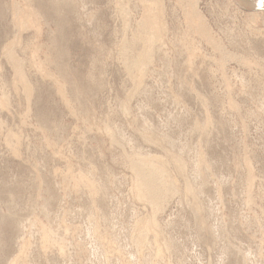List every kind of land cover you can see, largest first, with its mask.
I'll return each instance as SVG.
<instances>
[{
    "label": "rangeland",
    "instance_id": "obj_1",
    "mask_svg": "<svg viewBox=\"0 0 264 264\" xmlns=\"http://www.w3.org/2000/svg\"><path fill=\"white\" fill-rule=\"evenodd\" d=\"M141 1L0 0V264H264V15L199 0L206 39L162 0L132 75ZM141 157L175 189L159 208Z\"/></svg>",
    "mask_w": 264,
    "mask_h": 264
},
{
    "label": "bare ground",
    "instance_id": "obj_2",
    "mask_svg": "<svg viewBox=\"0 0 264 264\" xmlns=\"http://www.w3.org/2000/svg\"><path fill=\"white\" fill-rule=\"evenodd\" d=\"M141 1V0H140ZM180 2H181V4H182V6L184 7V11H185V19H186V22H187V24H188V26H190V27H194V28H196L198 31H199V33L201 34V35H206L210 30H208V28H207V23H206V20L204 19V17L203 16H201V14L198 12V3H199V0H179ZM235 2H236V6H237V8L239 7V9L241 10V11H243L244 10V8H247V10H248V12L249 13H247L248 15H249V17L250 18H252V19H258V18H260L262 15H264V7H261V8H257V7H254V6H256V5H262V0H234ZM141 3H143V11H144V13H143V17H141V21H140V23H139V29L140 30H143V32H142V34L143 35H141V37H140V35L138 36V38L140 37V38H142V40H143V44H144V51H143V54L140 56V58L137 60V61H131V63H133V64H131V63H129V65L127 64V68H128V70L130 71V73L132 74L133 72V69H134V67H136V66H141L140 68H141V71L143 72L144 71V66L145 65H147L146 63H147V61L150 59V56L151 55H153V53H154V50H155V46L159 43V42H161L162 41V35H163V31H166V30H164V29H166V24L165 23H163V21L160 23V22H158V18H157V16L155 15V13L158 11H160V13H161V15H163L162 14V12H163V6H162V0H142L141 1ZM229 3H231V2H229ZM233 4V3H232ZM240 4H242L243 6H244V8L243 7H240L239 5ZM156 5H159L160 6V8L159 9H154V7H156ZM229 7V6H228ZM231 7V6H230ZM28 10V8H25V10ZM182 10H183V8H181ZM29 10H32V9H29ZM33 11V10H32ZM156 11V12H155ZM236 11H238V9L236 10ZM246 11V10H245ZM27 12V11H26ZM15 13V12H14ZM21 13V12H20ZM27 13H29V12H27ZM32 13V12H31ZM159 14V13H158ZM245 14V13H244ZM21 15H23V13L21 14ZM31 17H32V15L31 14H29ZM239 15V14H238ZM25 17H26V15H25ZM27 18V17H26ZM20 19H22V18H20ZM23 21V20H22ZM161 21V20H160ZM21 21H19V23H20ZM27 22V21H26ZM30 23V22H29ZM28 23V24H29ZM160 23V24H159ZM21 24V23H20ZM28 24H27V26H28ZM29 25H31V24H29ZM32 26V25H31ZM187 26V25H186ZM187 26V27H188ZM21 29H23V27L22 26H19ZM189 27V28H190ZM210 27V26H209ZM20 29V31H23V30H21ZM198 33V34H199ZM210 33V32H209ZM19 34H20V32H19ZM200 35V36H201ZM20 36V35H19ZM210 36V35H209ZM20 38V37H19ZM139 38V39H140ZM164 39V38H163ZM206 39H207V35H206ZM205 39V40H206ZM126 40V39H125ZM136 40V39H135ZM213 40V39H212ZM164 41V40H163ZM214 41V40H213ZM142 42V41H141ZM160 44V43H159ZM214 44V43H213ZM12 42L6 47V48H4V50H3V52H4V54L6 53V54H8V53H10L11 52V49L13 50V48H12ZM125 45V44H124ZM128 47H130V46H128ZM217 47V46H216ZM223 50V49H222ZM124 52H127V51H124ZM130 52V51H129ZM125 54V53H124ZM156 54V53H155ZM224 54V53H223ZM35 55H36V53H35ZM35 55H33V58L34 59H36V56ZM229 55V54H228ZM231 55V54H230ZM236 55V54H235ZM233 57H235V56H233ZM153 59V58H152ZM38 60V59H37ZM151 60V59H150ZM224 60V59H223ZM34 61V60H33ZM10 62H12V65L14 66V68H15V76L17 77H19L20 79V81L21 82H23V83H25V85L24 86H28L29 85V83H28V81H27V79H26V75H25V73H24V71H23V65H22V61L18 58V57H16V56H13L12 57V59H10ZM130 62V61H129ZM34 64H37V66L38 65H40L39 64V62H34ZM136 65V66H135ZM225 65V64H224ZM36 67V66H35ZM39 67V66H38ZM137 68V67H136ZM135 68V69H136ZM139 68V67H138ZM139 72H140V70H139ZM133 75V74H132ZM15 77V78H16ZM17 77V78H18ZM142 78V77H141ZM138 79V83H139V79L140 78H137ZM14 81H17V80H14ZM141 81V80H140ZM137 85V84H136ZM142 85V84H141ZM139 86H140V84H139ZM0 87H1V85H0ZM230 87V86H229ZM30 89H29V92H31V90H32V88L31 87H29ZM137 89V88H136ZM2 90V89H1ZM28 90V89H27ZM26 90V92L25 93H27L29 96H30V94L31 93H29L28 91ZM3 91V90H2ZM3 93H5L4 91H3ZM2 92H1V96H0V106H3V100H4V105H5V99H6V96L5 97H3L2 96V94H3ZM26 94V95H27ZM232 98V97H231ZM28 99H29V97H28ZM231 100V99H230ZM8 101H10V100H8ZM7 101V102H8ZM9 103V102H8ZM2 104V105H1ZM7 104V103H6ZM7 105H9L10 106V104H7ZM7 105H5V106H3V108H5ZM235 106V105H234ZM0 108H2V107H0ZM7 108V107H6ZM234 108V107H233ZM3 110V109H2ZM152 138V137H151ZM157 140V139H156ZM161 145V144H160ZM170 150V149H169ZM150 156V155H149ZM169 157V156H168ZM150 157H146V158H140V159H137L138 161L137 162H133V167L134 168H132V169H134L133 171H135L136 172V175L135 176H137V192L135 191V193H138V199L139 198H142V200H143V196H144V198H145V196L147 195H149L150 197L149 198H151V202H150V206L152 205L153 207L152 208H154V206L157 204V203H161V202H163V201H165L166 199H167V196L169 195L170 196V192L171 191H174L175 189L172 187V190L169 192V191H167L166 189H168V187L166 188V182H165V178H166V170L164 169V168H162L161 166H160V164H157L156 165V163H158V162H155V158H153L154 160H152V159H149ZM157 159V158H156ZM159 159H161V158H159ZM159 159H157V161L159 160ZM164 159V158H163ZM162 159V160H163ZM135 160V159H134ZM133 160V161H134ZM170 160V159H169ZM160 161V160H159ZM161 162V161H160ZM166 162H167V160H166ZM166 162H165V164H166ZM176 162H177V165H181V162L182 161H180V159L178 158V160H176ZM185 162V161H184ZM250 163V162H249ZM163 164V163H162ZM164 164V165H165ZM167 164H169L168 162H167ZM170 165V164H169ZM168 166V165H167ZM166 166V167H167ZM165 167V166H164ZM252 167V166H251ZM249 170V169H248ZM176 171V170H175ZM134 172V173H135ZM252 173V172H251ZM81 174V173H80ZM201 174V173H200ZM82 175V174H81ZM83 176V175H82ZM81 176V177H82ZM168 177H169V175H167ZM85 180V178H83L82 177V180ZM169 179V178H168ZM171 180H172V178H170ZM86 181V180H85ZM173 181V180H172ZM171 181V182H172ZM253 182V181H252ZM87 183H89L88 181H87ZM91 183V182H90ZM174 183V182H173ZM164 184H165V187L163 188V186H164ZM169 184V183H168ZM88 185V184H87ZM90 186H91V184H90ZM167 186H169V185H167ZM93 187V186H92ZM177 187V186H176ZM175 187V188H176ZM189 187H191V186H189ZM95 188V187H94ZM136 188V187H135ZM249 188H251V187H249ZM248 188V189H249ZM253 188H254V186H253ZM174 189V190H173ZM190 189V188H189ZM188 189V190H189ZM94 190V189H93ZM166 190V191H165ZM191 190V189H190ZM194 191V190H193ZM192 191V192H193ZM177 192V191H176ZM93 193V192H92ZM172 193V192H171ZM97 194V193H96ZM174 194H175V191H174ZM250 194V193H249ZM95 195V194H94ZM136 195V194H135ZM194 195H196V194H194ZM96 196V195H95ZM13 199V198H12ZM144 200H146V198L144 199ZM143 200V201H144ZM149 201V200H148ZM149 203V202H148ZM169 203V202H168ZM198 205V204H197ZM157 206V205H156ZM159 206V205H158ZM157 206V207H158ZM159 208V207H158ZM158 208H156V209H158ZM163 209V208H162ZM15 210V209H14ZM153 210V209H152ZM155 210V209H154ZM11 215V214H10ZM12 217V216H11ZM149 218H151V217H149ZM144 219V218H143ZM23 220V219H22ZM145 221V220H144ZM149 221V220H148ZM18 222H20V221H18ZM22 223V222H21ZM148 223V222H147ZM138 224H140V223H138ZM157 220H156V216H155V213H154V215L152 216V218H151V220H150V224L149 225H146V223H145V226H152V227H150V228H155V226H156V228H157ZM19 225V224H18ZM24 225H23V223H22V225H20V227H23ZM149 227H147V229L149 228ZM136 228V227H135ZM146 228V227H145ZM144 228V229H145ZM156 228H155V230H156ZM22 230H23V228H22ZM140 230V229H139ZM153 230V229H152ZM67 231V230H66ZM154 231V230H153ZM155 232V231H154ZM156 233V232H155ZM156 235V234H155ZM158 235V234H157ZM157 235L155 236V243H157V238H159V237H157ZM95 237V236H94ZM48 238V237H47ZM98 239V238H97ZM161 239V238H160ZM101 241V240H100ZM146 241V240H145ZM158 241H160V240H158ZM98 242V241H97ZM105 243V242H104ZM159 243V242H158ZM142 244H144V243H142ZM139 245V244H138ZM144 246V245H143ZM106 250V249H105ZM142 250V249H141ZM160 250V249H159ZM109 251V250H108ZM101 255V254H100ZM99 257V256H98ZM96 263V262H95Z\"/></svg>",
    "mask_w": 264,
    "mask_h": 264
},
{
    "label": "water",
    "instance_id": "obj_3",
    "mask_svg": "<svg viewBox=\"0 0 264 264\" xmlns=\"http://www.w3.org/2000/svg\"><path fill=\"white\" fill-rule=\"evenodd\" d=\"M256 6L259 7V8L264 7V6H262L261 4H260V5H256Z\"/></svg>",
    "mask_w": 264,
    "mask_h": 264
},
{
    "label": "clouds",
    "instance_id": "obj_4",
    "mask_svg": "<svg viewBox=\"0 0 264 264\" xmlns=\"http://www.w3.org/2000/svg\"><path fill=\"white\" fill-rule=\"evenodd\" d=\"M262 3H264V0H262Z\"/></svg>",
    "mask_w": 264,
    "mask_h": 264
},
{
    "label": "snow or ice",
    "instance_id": "obj_5",
    "mask_svg": "<svg viewBox=\"0 0 264 264\" xmlns=\"http://www.w3.org/2000/svg\"><path fill=\"white\" fill-rule=\"evenodd\" d=\"M262 6H264V3H262Z\"/></svg>",
    "mask_w": 264,
    "mask_h": 264
}]
</instances>
